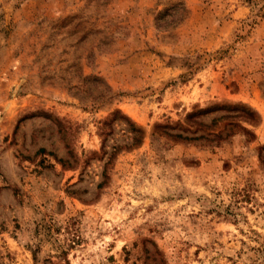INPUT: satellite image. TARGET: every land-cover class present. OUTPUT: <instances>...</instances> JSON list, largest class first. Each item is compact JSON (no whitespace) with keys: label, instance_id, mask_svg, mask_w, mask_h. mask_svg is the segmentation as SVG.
Here are the masks:
<instances>
[{"label":"rangeland","instance_id":"rangeland-1","mask_svg":"<svg viewBox=\"0 0 264 264\" xmlns=\"http://www.w3.org/2000/svg\"><path fill=\"white\" fill-rule=\"evenodd\" d=\"M0 264H264V0H0Z\"/></svg>","mask_w":264,"mask_h":264},{"label":"trees","instance_id":"trees-1","mask_svg":"<svg viewBox=\"0 0 264 264\" xmlns=\"http://www.w3.org/2000/svg\"><path fill=\"white\" fill-rule=\"evenodd\" d=\"M175 11L177 12L178 10H175ZM159 15L156 16V24L158 27H167L168 25H172V24L176 23L178 20H180V18H174L175 14L169 13V12H164L163 15H162V13H160ZM94 79H98V78H94ZM78 91H79V88L76 87V90L73 91V93L75 96H77L81 100L82 97L79 95ZM110 92H111V90H110L109 86L105 84V88L101 89L100 95H101V97H108ZM118 113L120 115V118L129 122V126H128L127 130L129 133L132 134L130 136L131 144L139 143L141 140V136H142L141 130L136 128L134 123L127 116H125L121 112H118Z\"/></svg>","mask_w":264,"mask_h":264}]
</instances>
